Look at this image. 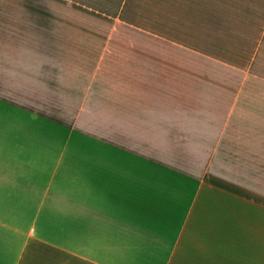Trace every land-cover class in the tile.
<instances>
[{
	"label": "crops",
	"instance_id": "obj_1",
	"mask_svg": "<svg viewBox=\"0 0 264 264\" xmlns=\"http://www.w3.org/2000/svg\"><path fill=\"white\" fill-rule=\"evenodd\" d=\"M113 1L204 54L114 41ZM262 44L264 0H0V264H264V90L226 57Z\"/></svg>",
	"mask_w": 264,
	"mask_h": 264
},
{
	"label": "rangeland",
	"instance_id": "obj_2",
	"mask_svg": "<svg viewBox=\"0 0 264 264\" xmlns=\"http://www.w3.org/2000/svg\"><path fill=\"white\" fill-rule=\"evenodd\" d=\"M114 3L112 4V8L110 9L108 6V12L113 13L112 14V24L114 25V41H130V40H135V41H144V42H155L160 39L156 37V34L160 37L161 39L165 38L167 40L174 41L178 44H181L180 46H185L188 47L190 50L193 49L194 51H198L202 54H204V33L202 34H196V37H200V40L203 41V45H198L197 40H194V34H187L189 36H185L184 33H166V32H161L162 27H155V24L152 23L153 18L151 16H141L139 14H146L148 12H151V2H146V1H138L137 4H134L130 1L126 2L125 5L122 6V16L116 13V6L119 4V2L113 1ZM102 5V4H101ZM131 6V7H129ZM130 8V10H129ZM112 11V12H111ZM190 21L195 20V18H188ZM179 21V19H176ZM133 26V27H132ZM116 27V28H115ZM135 27L143 29L144 32L139 33L136 30L138 29H133ZM116 30V31H115ZM156 31V33L154 32ZM244 34H239L237 35L238 39V44H244V39H243ZM195 37V38H196ZM242 37V40H241ZM187 38V39H186ZM164 39V40H165ZM260 39V34H257V40ZM264 45L262 44L260 48L254 50V49H249L251 50V56L255 57V64L249 65V57H248V51L245 50V54L241 52V50H236L239 52V57L234 55H227L230 60L234 61L235 64V70L234 72H238L241 74L242 78V89H256L258 93H263L264 90ZM187 49V50H189ZM253 50V51H252ZM148 51V50H144ZM151 51V50H150ZM152 52V51H151ZM177 52L180 53L181 51L177 49ZM254 53H256L254 55ZM244 57V58H243ZM241 59L239 61V59ZM237 64V65H236ZM241 66H240V65ZM240 66V67H239ZM240 69H239V68ZM255 73L256 78L253 77L251 74ZM248 78V79H247ZM246 83V86L244 84ZM249 84V85H248ZM263 99V95H258L257 100ZM254 99V98H252Z\"/></svg>",
	"mask_w": 264,
	"mask_h": 264
}]
</instances>
